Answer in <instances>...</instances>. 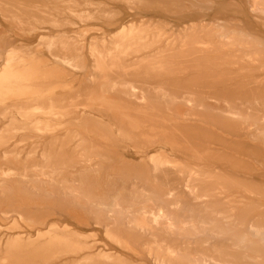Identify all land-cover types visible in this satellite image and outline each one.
Listing matches in <instances>:
<instances>
[{
    "label": "rangeland",
    "instance_id": "1",
    "mask_svg": "<svg viewBox=\"0 0 264 264\" xmlns=\"http://www.w3.org/2000/svg\"><path fill=\"white\" fill-rule=\"evenodd\" d=\"M0 264H264V0H0Z\"/></svg>",
    "mask_w": 264,
    "mask_h": 264
},
{
    "label": "bare ground",
    "instance_id": "2",
    "mask_svg": "<svg viewBox=\"0 0 264 264\" xmlns=\"http://www.w3.org/2000/svg\"><path fill=\"white\" fill-rule=\"evenodd\" d=\"M108 71V70H107Z\"/></svg>",
    "mask_w": 264,
    "mask_h": 264
}]
</instances>
